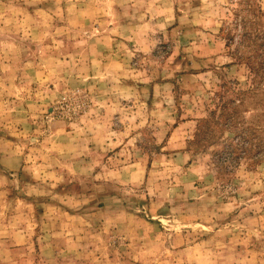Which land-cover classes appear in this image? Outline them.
I'll list each match as a JSON object with an SVG mask.
<instances>
[{"label": "rangeland", "instance_id": "1", "mask_svg": "<svg viewBox=\"0 0 264 264\" xmlns=\"http://www.w3.org/2000/svg\"><path fill=\"white\" fill-rule=\"evenodd\" d=\"M245 25L264 0H0V264H264Z\"/></svg>", "mask_w": 264, "mask_h": 264}, {"label": "trees", "instance_id": "2", "mask_svg": "<svg viewBox=\"0 0 264 264\" xmlns=\"http://www.w3.org/2000/svg\"><path fill=\"white\" fill-rule=\"evenodd\" d=\"M245 29L246 30L243 29V31L238 35L239 48L244 50V49H247L250 44L255 45L258 42L262 41L260 61H261L262 66H264V35L263 34H260V36L257 35L256 32L250 29H247L246 25H245Z\"/></svg>", "mask_w": 264, "mask_h": 264}]
</instances>
